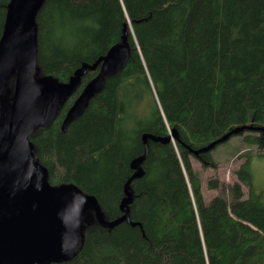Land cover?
I'll list each match as a JSON object with an SVG mask.
<instances>
[{
	"label": "trees",
	"instance_id": "obj_1",
	"mask_svg": "<svg viewBox=\"0 0 264 264\" xmlns=\"http://www.w3.org/2000/svg\"><path fill=\"white\" fill-rule=\"evenodd\" d=\"M11 1L0 0V39ZM124 46L126 63L104 77L81 115L63 126L98 68L81 73L49 123L29 126L25 148L47 183L93 196L112 222L123 215L142 136L160 137L146 140L143 174L128 184L129 218L103 228L89 203L73 222L72 252L34 264H264V198L251 187L250 157L226 193L210 198L192 167L216 170L211 153L234 136L264 150V0H41L34 79L44 91L66 84L82 65ZM47 94H38V108ZM219 186L217 178L206 184Z\"/></svg>",
	"mask_w": 264,
	"mask_h": 264
},
{
	"label": "water",
	"instance_id": "obj_2",
	"mask_svg": "<svg viewBox=\"0 0 264 264\" xmlns=\"http://www.w3.org/2000/svg\"><path fill=\"white\" fill-rule=\"evenodd\" d=\"M40 1L12 0L0 39V79L9 63L13 62L16 69L8 115L11 154L5 158L0 152V209L3 211L5 233V244L0 247V264H34L35 259L42 255L68 250L73 222L75 218H83L89 203H93L96 220L103 228L128 220L125 206L132 202L128 184L143 174L141 163L147 154L146 140H161L152 135L142 136L144 153L139 159L131 161L130 167L136 173L124 184L126 198L120 204L123 215L112 222L101 218L98 203L93 196H86L79 201L70 191L50 185L44 180L41 171L26 152L29 126L35 121L49 123L62 108L67 93L79 84L81 73L86 69L98 68L96 76L85 84L65 113L63 126L71 123L100 90L104 77L117 73L126 63L128 49L127 46L112 48L94 64L82 65L68 83L56 84L55 89L44 98L39 110H36L40 84L34 79L35 17ZM243 130L244 127L233 129L207 147L194 151V154L209 152Z\"/></svg>",
	"mask_w": 264,
	"mask_h": 264
},
{
	"label": "rangeland",
	"instance_id": "obj_3",
	"mask_svg": "<svg viewBox=\"0 0 264 264\" xmlns=\"http://www.w3.org/2000/svg\"><path fill=\"white\" fill-rule=\"evenodd\" d=\"M14 68L15 67L13 62L9 63L4 71L3 76L0 79V118H3L5 120V122L0 121V152L3 154L5 158H8L9 155L11 154L9 141H8L10 132L8 128L7 109L9 115L8 105L9 102L11 103L10 99L12 100L13 97V89H14V83L16 77V69L14 70ZM8 78L9 80L6 82ZM39 84H40L39 93H49L55 89L54 85L52 86L50 84L48 86L49 89L44 91V88L47 87L44 80H42V82H39ZM2 88H6L3 94L1 92ZM10 90L12 92V96L10 95ZM35 109L39 110L37 106L35 107ZM241 153L243 154L239 156V154ZM211 154L217 163L216 170L210 168L203 169L199 162L193 161L192 164L193 169L196 171V173L200 178L203 192L207 197L210 198L211 196L214 195H221L224 192L226 193L228 187L232 184L234 180H236L235 171L249 156L250 161L247 169L251 175V187L253 190L260 191L262 193V197L264 198V150L257 151L255 148L245 147L242 144L241 137L234 136L231 137L226 143L217 146V148ZM216 178L220 183L219 188H217L216 190H208L206 188L207 182L210 179H216ZM61 188L70 191L66 187H61ZM242 190L244 192V198H246L248 195V188L243 185ZM75 199L81 201L83 198L75 197ZM4 244H5V233L3 229V211L0 209V247L3 246ZM71 252L72 250L70 248L64 251L58 250L55 252H50L49 254L46 255H42L39 258L40 259L61 258L68 256Z\"/></svg>",
	"mask_w": 264,
	"mask_h": 264
},
{
	"label": "bare ground",
	"instance_id": "obj_4",
	"mask_svg": "<svg viewBox=\"0 0 264 264\" xmlns=\"http://www.w3.org/2000/svg\"><path fill=\"white\" fill-rule=\"evenodd\" d=\"M127 48H128V46H127ZM77 74V73H76ZM90 101V100H89ZM186 188V187H185ZM126 207V206H125ZM109 222H111V221H109ZM133 226V225H132Z\"/></svg>",
	"mask_w": 264,
	"mask_h": 264
}]
</instances>
